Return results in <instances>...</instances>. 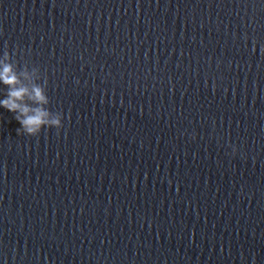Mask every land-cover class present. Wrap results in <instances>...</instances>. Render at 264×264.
Wrapping results in <instances>:
<instances>
[{"label":"water","instance_id":"water-1","mask_svg":"<svg viewBox=\"0 0 264 264\" xmlns=\"http://www.w3.org/2000/svg\"><path fill=\"white\" fill-rule=\"evenodd\" d=\"M4 63L0 264H264V0H0Z\"/></svg>","mask_w":264,"mask_h":264},{"label":"clouds","instance_id":"clouds-1","mask_svg":"<svg viewBox=\"0 0 264 264\" xmlns=\"http://www.w3.org/2000/svg\"><path fill=\"white\" fill-rule=\"evenodd\" d=\"M5 59L10 57L9 52H3ZM34 74H39L37 79L40 80L39 69H32ZM24 76L27 78L28 73L25 71ZM0 82L8 86L5 98L0 99V107H3L15 114V119L21 125L17 134L21 132L30 136L37 135L42 127H62V114L51 112L48 108L49 99L40 86L41 83L33 84L31 89L21 84L18 75L13 71L10 63H4L0 69ZM46 84V79H45ZM29 101L31 103H29ZM233 153L236 151L232 146Z\"/></svg>","mask_w":264,"mask_h":264}]
</instances>
